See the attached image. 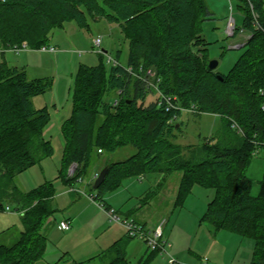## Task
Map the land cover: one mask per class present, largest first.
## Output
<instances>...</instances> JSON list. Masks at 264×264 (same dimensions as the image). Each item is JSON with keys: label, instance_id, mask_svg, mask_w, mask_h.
<instances>
[{"label": "trees", "instance_id": "obj_1", "mask_svg": "<svg viewBox=\"0 0 264 264\" xmlns=\"http://www.w3.org/2000/svg\"><path fill=\"white\" fill-rule=\"evenodd\" d=\"M237 1L242 29L251 38L226 76L209 68V43L203 34L215 13L207 0H102V4L99 0H0V47L21 48L26 42L27 48L39 51L67 23L88 28L90 16L119 25L128 42V63H120L118 52L114 60L119 64L108 69L102 50L99 65L80 66L72 112L62 126L65 147L57 179L74 187L85 177L92 179L99 156L132 147L136 154L127 160L103 162L97 172L106 169L107 175L95 201L105 203L104 197L129 179L180 173L175 206L182 207L196 186L214 190L201 222L212 225L217 233L252 240L251 264H264V175L258 196L252 195L253 182L247 176L255 142L264 141V95L260 92L264 91V0ZM5 55L0 52V209L2 200L15 204L25 230L13 245L0 244V264H37L44 257L46 233L57 212L56 188L46 182L23 192L15 180L54 154L44 136L51 115L33 105V99L46 94L51 83L30 80L24 70L10 67ZM128 67L140 75H144L141 68L154 71L160 80L159 92L176 98L179 107L193 108L196 116L220 118L216 133L197 147L177 143L181 124L174 118L182 113L167 111L159 96L147 105L148 92H157L129 73ZM112 92L117 98L106 101ZM71 165L77 170L69 176ZM88 185L94 187V183ZM157 254L154 251L151 257ZM120 263H125V252L111 264Z\"/></svg>", "mask_w": 264, "mask_h": 264}, {"label": "rangeland", "instance_id": "obj_2", "mask_svg": "<svg viewBox=\"0 0 264 264\" xmlns=\"http://www.w3.org/2000/svg\"><path fill=\"white\" fill-rule=\"evenodd\" d=\"M99 2L102 4V0ZM207 3L215 13L211 17L213 20L204 25L203 35L209 43L208 57L210 61L219 62L215 73L226 76L244 53V49L241 48L242 35L247 33L244 31L241 34V30H238L243 28L244 19L237 7V0H207ZM231 13L237 25L234 37H229L226 33ZM88 18V28L82 29L75 23H67L63 29L51 34L48 46L57 49L53 54L30 48L16 53L0 47L6 53L5 60L10 67L24 70L30 80L48 79L51 83V88L46 94L33 99V105L37 110L46 108L51 115L44 136L52 143L54 154L15 180V185L23 192H29L46 182H53L56 188L54 206L57 212L46 233L47 249L44 257L37 264H111L119 258V253L123 252H125L124 264H141L143 261L145 264H171L172 259L177 264H198V258H205L211 248L218 249L225 255L223 264L232 262L251 264L255 252V243L252 240L241 239L226 231L217 233L212 225L201 222L202 212H207L208 203L215 196V191L212 189L196 186L182 207L173 205L168 198V192L158 190L156 194H150V198L146 199L149 203L144 205L142 211V214L148 217L144 224L154 230L155 225H160L164 221L162 242L171 245L167 248L168 254L159 252L151 257L152 251L146 243L139 238L128 241L123 237L120 226L111 222L101 211L100 208L105 203L94 200L98 195V189L89 186L88 182L95 184L100 173L90 180L85 177L83 182L76 185V189H72L73 193H69L68 186L57 179L64 155L62 126L72 112L75 79L80 66L99 65L100 50H105L106 58L112 59H117L118 52H121L120 63L122 65L128 63L129 47L121 27L109 23L105 18L92 16ZM98 38H102L101 48L96 47L94 43ZM24 45L27 43L24 42L21 46ZM104 64L108 69L110 68V64L106 62ZM148 70L150 69L146 71ZM158 96V93L148 92L146 104L156 101ZM116 98L117 93L112 92L105 97V100L112 102ZM178 123L181 124V131L177 143L197 147L216 133L221 120L213 115L196 116L187 113L180 117ZM135 154L136 150L132 147L119 149L113 154L105 153L95 161L94 168L98 171L105 160L124 161ZM76 170L77 167L71 165L69 176H72ZM263 175L264 151H261L253 157L247 170V176L253 182V196L259 195ZM154 176L155 174H150L145 179V190L151 188L150 184ZM172 181L175 183L176 178ZM126 186L127 182L119 190L106 195L104 198L108 199L107 205L115 206L126 201L128 198L127 192H124ZM132 192H129L130 198ZM114 197L115 199L111 200ZM1 204L3 208L0 209V244L11 246L19 239L25 227L15 204L6 200H2ZM7 207L10 210H7ZM124 214L118 213L122 220L126 219ZM64 218H70L72 222L70 231L63 232L58 229L60 220ZM136 218L138 219L137 215Z\"/></svg>", "mask_w": 264, "mask_h": 264}, {"label": "built area", "instance_id": "obj_3", "mask_svg": "<svg viewBox=\"0 0 264 264\" xmlns=\"http://www.w3.org/2000/svg\"><path fill=\"white\" fill-rule=\"evenodd\" d=\"M232 11V8H231ZM257 15H255V18L257 19ZM237 25H236V21L234 19L233 13H231L227 28H226V33L229 37H234L235 35V31H236ZM244 32V29H241V34ZM242 42H241V47L244 46L248 40L251 38L250 34H246V35H242ZM95 46L98 48H101L102 46V38H98L95 40ZM25 50H28L27 45L22 46L21 48H12L10 49V51L12 52H16V53H20L23 52ZM0 52H3V48H0ZM39 52H44V53H56L57 49L53 48V47H42ZM100 52H102V50H100ZM106 62L108 64H112V65H118L119 63L112 59L111 57H107ZM127 71L129 73H131L132 75H134L135 77L139 78L140 80H142L145 84L146 87L150 88V89H155L156 92L158 93L159 97H160V102L161 103H165L166 105V109L167 111H172V110H179L182 115L183 114H187V113H196V111L192 108V109H183L181 107L178 106V104L176 103V98H170V97H165L164 95L161 94V92H159L158 90V83H159V79L156 78V73L154 71H152L151 69L148 71H144L143 68L140 69V72L144 73V75H140V73H137L135 70H133L132 68L128 67ZM261 95H264V91L261 90ZM175 121H179L180 117H175L174 118ZM235 128H238L237 125H234ZM243 133V131L241 130V134ZM256 145V150L254 152L255 155L259 154L262 151V147H264V141H258L255 142ZM101 152V151H99ZM75 167H77L76 165H74ZM97 177H95L96 179ZM7 210H10L9 207H7ZM107 214L108 217L110 219L111 222L116 223V224H120L122 225L125 230L126 233L129 237L131 238H139L141 240H143L146 245L148 246V248L150 249V251L154 252V251H159L160 253H167V248H170L171 245L170 244H166L165 242H162V238L164 236V222L159 225L156 229L151 230L148 229L144 226H142L141 224L137 223L135 220L133 219H124L122 220L120 218V216L118 215V213L113 210V209H109L107 210ZM71 229V223L69 221H62L59 224V230L63 231V232H67L70 231ZM171 264H177V262L172 259L170 261ZM200 264H211L210 260L208 257L203 258L200 261Z\"/></svg>", "mask_w": 264, "mask_h": 264}, {"label": "crops", "instance_id": "obj_4", "mask_svg": "<svg viewBox=\"0 0 264 264\" xmlns=\"http://www.w3.org/2000/svg\"><path fill=\"white\" fill-rule=\"evenodd\" d=\"M79 56H81V55H79ZM124 66H126V65H124ZM64 147H65V141H64ZM97 173L98 172L95 171V173L93 174V177ZM146 178H147V176H143V177L133 178V179H129V180L125 181V182H127V186L125 187V191L124 192L125 193L127 192V196H128L127 199L129 201L126 199V201H124V202H122V203H120L118 205L113 206L111 204H108L107 205L108 202L106 200H108V199L104 198L105 199L104 202L106 204V208L107 207L108 208H111V209L113 208V209H115L120 214L125 213L124 215H125L126 218L133 219L137 223H139L141 225L143 224L142 226L146 227L148 225H146V223L144 224V222H145V220L148 217L145 216V215H143L142 214V211L144 209V205L148 204L149 202L146 201L145 198H147V196H145V195H148L149 193L156 194L158 190H160V191L163 190L166 193L168 192V194H169V196H168L169 200L171 202H173V205H175V201H176V198H177L178 187L180 185V180H181V174L180 173H174V174H168V175H163V174H159V173L158 174H155V176L152 179L153 182L150 184L151 185V188H149V190H145L144 189L145 188L144 182H145V179ZM174 178H176L175 183H173V181H172V179H174ZM72 189H76V186H74L73 188L68 187V192L69 193H73L74 190H72ZM153 189H155V190H153ZM129 192H132L131 198H130ZM117 196H119V195H117ZM113 199H115V197L112 198L111 200H113ZM131 199H133V200H131ZM131 203L134 204V205H130ZM98 207L100 208V206H98ZM106 208L105 207H101L100 209H101V211L107 217L108 214H107ZM207 208H208V206H207ZM202 213L204 215L206 212H202ZM136 215H137L138 219L136 218ZM62 221H69L71 223V229H72V222H71L70 218H64V219L60 220V222H62ZM163 222L164 221H162V223ZM117 225L120 226V228H121L120 230L122 231L123 237H126L127 240L130 241V239H128V236H127V234L125 232L126 231L125 228L122 225H120V224H117ZM157 226H159V224ZM157 226L155 225L154 226V229ZM146 228H148V227H146ZM58 229H59V225H58ZM207 254L208 255H205V257H208L210 259L211 264H223L224 263L223 261H225V255L222 252H220L218 249L211 248V250H209L207 252ZM202 259H203V257H199L198 258V260H199L198 264L200 263V261ZM231 264H234V262H232Z\"/></svg>", "mask_w": 264, "mask_h": 264}, {"label": "water", "instance_id": "obj_5", "mask_svg": "<svg viewBox=\"0 0 264 264\" xmlns=\"http://www.w3.org/2000/svg\"><path fill=\"white\" fill-rule=\"evenodd\" d=\"M218 66H219V62L217 60L210 61L209 68L212 71L217 70ZM218 77L221 80L223 79L220 75H218ZM106 175H107V170L106 169L102 170L101 173L99 174L98 178L95 181V184L93 187L95 190L98 189L100 187V185L104 182Z\"/></svg>", "mask_w": 264, "mask_h": 264}]
</instances>
